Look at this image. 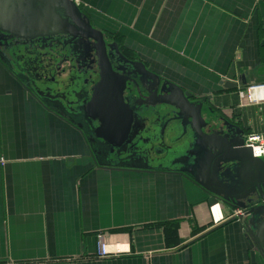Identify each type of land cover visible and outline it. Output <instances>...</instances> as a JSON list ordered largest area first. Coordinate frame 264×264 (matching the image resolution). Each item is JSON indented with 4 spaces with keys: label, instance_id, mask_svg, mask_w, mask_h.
<instances>
[{
    "label": "crops",
    "instance_id": "crops-1",
    "mask_svg": "<svg viewBox=\"0 0 264 264\" xmlns=\"http://www.w3.org/2000/svg\"><path fill=\"white\" fill-rule=\"evenodd\" d=\"M77 2L95 28L118 39L131 68L141 63L187 97L208 99L222 137L264 131V107L239 95L264 83V0ZM26 52L0 49V264H264L261 224L258 244L243 221L211 223L210 206L222 202L212 193L216 182L248 184L243 165L223 164L209 192L182 170L206 156L193 153L190 125L175 141L178 164L162 166L148 162L149 123L138 136L139 160L128 161L129 146L113 150L82 124L88 101L76 121L41 93L36 81L69 85L73 57ZM46 63L47 70L38 66ZM169 121L182 130L181 119ZM231 210L222 206L226 219ZM173 222L178 241L165 231ZM100 235L121 253L100 256Z\"/></svg>",
    "mask_w": 264,
    "mask_h": 264
},
{
    "label": "water",
    "instance_id": "water-1",
    "mask_svg": "<svg viewBox=\"0 0 264 264\" xmlns=\"http://www.w3.org/2000/svg\"><path fill=\"white\" fill-rule=\"evenodd\" d=\"M0 33L17 39L68 35L90 44L100 79L92 90L91 99L85 105V114L99 125L94 130L95 137L110 147L120 149L129 141L135 120L131 100L134 98L135 87L139 85L134 79L116 71L110 61L109 51L114 50L118 53L117 44H107L105 34L83 15L75 0H0ZM136 66H139L138 72L141 75L147 73L141 63H137ZM140 69L143 72H140ZM131 84L134 88L130 86ZM170 85L175 91L168 95L169 100H166L164 95H159L158 89L155 88L154 91L151 89L145 98V105L149 107L168 105L174 108L178 111L177 117L186 125H190L195 132L197 137L195 146L203 151L210 150L222 155L216 161L217 166L226 163L241 164L252 174L250 182L245 183L243 189L242 187L228 189L217 181L216 185L220 190L212 193L226 204L247 211L246 215L238 218L240 221L246 218L244 226L256 241L254 227L259 226L257 222H260V219L254 217L264 216V160L253 157L251 149L245 146L244 139L239 144L232 145L227 137H222L218 133L209 134L206 129L210 127L204 128L205 122L202 119L204 104L191 103L182 88ZM223 87L232 90L238 85L234 82H225ZM125 95L130 102L126 100ZM199 184L210 192L209 185L202 181ZM243 190L245 194H241ZM248 216H253L252 220H249ZM235 220L234 217L231 221Z\"/></svg>",
    "mask_w": 264,
    "mask_h": 264
},
{
    "label": "rangeland",
    "instance_id": "rangeland-1",
    "mask_svg": "<svg viewBox=\"0 0 264 264\" xmlns=\"http://www.w3.org/2000/svg\"><path fill=\"white\" fill-rule=\"evenodd\" d=\"M109 39L115 40L118 48H121L123 52L124 49L121 47L120 42H118L117 38L113 35H108ZM10 38V37H8ZM116 38V39H115ZM13 40L14 44L17 47H13L12 43H8L9 48L13 49V51H21L24 50L26 53H30L28 51L34 53H41L38 51H42V56L45 53L48 55H52L55 57L56 55L59 58H62L63 55H67L71 53L72 62L78 61V70L76 66L73 64L74 69L71 67L69 69L71 71L69 80V85H63V83H52V82H43L40 83L36 81V83L40 86L44 97L47 99H51L52 107L58 108L60 111H67V114L79 115L78 111H82L86 101H89L92 96V90L99 79L98 66L95 63V56L92 54L87 55L86 49L83 48V42L78 37L75 40L72 38L61 36H56L52 40L47 41L46 46L41 45V41L37 39L32 40ZM52 42L54 46L50 48ZM0 48H5V43L1 42L0 39ZM8 49V50H11ZM120 50V49H119ZM120 50V51H121ZM111 52V51H110ZM110 61L113 67L117 71L129 72L130 68L124 66L123 59L118 57L114 52L110 54ZM124 56V54L122 53ZM125 57V56H124ZM126 58V57H125ZM128 59V58H127ZM41 60V59H40ZM52 61V59H50ZM54 61H58V59H54ZM129 59L127 60V63ZM38 60L36 61L37 64ZM48 63L46 65L40 64L38 65L40 69L47 70ZM29 72V71H28ZM54 75V74H53ZM55 76V75H54ZM57 76V75H56ZM164 107L165 105H159ZM140 107L138 110L135 109V120L132 129V134H134V142L137 145L139 134L143 133V125L149 123L153 126V129L149 130L150 136L153 138L154 143L153 147H150L149 151V163L157 164V165H169L178 164L177 156L181 151V146H177V142H180L179 137L181 136V132L183 131L176 127V125L169 126V118L174 119L175 113L169 111L168 108L162 107ZM161 108V109H158ZM154 122H157L156 128ZM222 125V123H219ZM245 138V136H244ZM242 140V139H241ZM161 151V152H159ZM163 151V152H162ZM121 152V151H120Z\"/></svg>",
    "mask_w": 264,
    "mask_h": 264
},
{
    "label": "flooded vegetation",
    "instance_id": "flooded-vegetation-1",
    "mask_svg": "<svg viewBox=\"0 0 264 264\" xmlns=\"http://www.w3.org/2000/svg\"><path fill=\"white\" fill-rule=\"evenodd\" d=\"M79 8L81 10V12L83 13L84 16H88L85 9L79 5ZM88 18V17H87ZM57 36H61V35H57ZM64 37H68L69 39L72 38V40L76 37H73V36H68V35H63ZM10 36L6 35V34H2L0 33V39H1V42H4L5 43V48L4 49H11L9 48L7 45H9L8 43H12L13 44V47H17L16 44H14L13 40L15 38H8ZM55 36H48V37H42V38H36L38 41H41V45H43L44 47L46 46L45 43H47V41L49 40H52ZM105 38H106V42L107 44H115L114 42H116L115 40L113 39H109V37L107 35H105ZM22 38H18L16 40H21ZM24 40H32V39H24ZM82 40V39H81ZM83 42V48L86 49V53L87 55H94V52H93V48L90 46V44H88L86 41L82 40ZM54 43L56 44V42H52L51 47L54 46ZM2 49V48H0ZM14 49V48H13ZM13 49H11L13 51ZM110 52V51H109ZM113 52L118 55V57H121L123 59V62H124V66L125 67H129L130 71L129 72H124V71H118L120 74L122 75H125V76H128L132 79H134V81H136V83L139 85L137 88L135 87V91L133 92V96L134 98H132L131 100V103H132V107L133 109H139L140 107H149L148 105H145V98L149 95V92L151 91V89L154 91L155 88L158 89V94L159 95H164L166 97V100H169L168 95L172 94L175 89L171 87V85L167 82H165L162 78L160 77H154V76H151V75H148L147 73H142V75L138 72L139 70L138 69H135V68H131L130 64L127 63L126 60H128L127 58H125L122 54L120 53H117L115 52L114 50H112L110 52V54H113ZM71 55V53H69ZM60 61V60H59ZM77 64H78V61H75ZM117 71V70H116ZM100 79V78H99ZM98 79V80H99ZM132 88H134V85L131 84L130 85ZM137 86V85H136ZM129 90V89H128ZM127 91V90H126ZM126 96V100L128 102H130V100L128 99L127 95ZM190 99V102L191 103H198V102H201L203 103V110L205 109H210V115L209 113L208 114H204L202 115V119L204 117V121H205V127L204 128H207V127H210L209 129H206V131H208L209 134H214V133H217L218 130L216 128V126L214 125V122H216L217 120L214 119V120H210L209 118L210 117H214L215 115V110L212 109L213 107H211L210 103L208 102V99H199V98H195V97H188ZM155 99H159L158 97ZM170 99H173V98H170ZM169 106H167L168 108ZM169 111L175 113V116H174V119L178 118L177 117V112L174 108L172 107H169L168 108ZM72 117H74L76 119V121L78 120V117L80 118V114L79 115H72ZM83 118V123L85 125V128L90 130L91 132H94V130L99 126L97 122L95 121H92L91 119L88 118V116L85 114L84 116H81ZM180 123L182 124L181 125V128H182V131L185 130L186 132L188 131L189 127L188 125H186L183 120L180 121ZM216 124V123H215ZM77 126H79V124L77 123L76 124ZM135 134V133H134ZM134 134H132L131 132V135H130V139L129 141L123 146V147H130L133 151H135V153L131 156L130 159H128V161H134V160H139V149H137V145L135 144L134 142ZM142 135L144 134L141 133ZM243 136V135H242ZM228 138V137H227ZM229 139V138H228ZM197 141V139L195 138V142ZM241 140H238V139H234V140H230V143L232 145H236V144H239ZM122 147V148H123ZM113 150L116 149V148H112ZM110 149V150H112ZM196 149L195 151H193V153H198V152H202V149H200V147H196L194 148ZM204 153L206 154V156H203L201 155V158H199V160L197 161L196 164H190L189 165V168H185L183 167V171L184 172H188V173H191L193 174L199 181H202L206 184H208L210 186V182L209 180L212 179V176L213 175H217L220 173L223 165H220V166H217L218 164L216 163V161H218L222 155H219V154H215L214 151H210V150H206V152L204 151ZM202 154V153H201ZM187 163V162H186ZM245 185H242L241 184V187L242 189L244 188ZM241 194H245L244 190L241 192ZM223 205H226L228 206L229 208L233 209L231 210V212L235 211V206L233 205H228L226 204L225 202H223ZM245 214H247V211H245ZM253 216H248V219L249 218H252ZM262 220L260 222H257V224H261L260 226L264 228V216L261 217ZM254 219H259L257 217H254ZM253 242L254 243H257L260 244L261 243V240L259 242L258 239H253ZM263 250V254H264V249Z\"/></svg>",
    "mask_w": 264,
    "mask_h": 264
},
{
    "label": "built area",
    "instance_id": "built-area-1",
    "mask_svg": "<svg viewBox=\"0 0 264 264\" xmlns=\"http://www.w3.org/2000/svg\"><path fill=\"white\" fill-rule=\"evenodd\" d=\"M240 98H246L249 104L264 107V83L254 84L247 88L246 92H240ZM264 111V108H260ZM246 145L252 150L254 158L264 160V131H253L247 135ZM211 223L214 226L224 222L226 218L222 213V205L218 202L212 204L209 208ZM243 212L238 210L232 216L242 215ZM105 236H99V255L108 257L112 254H119L120 251H111L110 247L104 243Z\"/></svg>",
    "mask_w": 264,
    "mask_h": 264
},
{
    "label": "trees",
    "instance_id": "trees-1",
    "mask_svg": "<svg viewBox=\"0 0 264 264\" xmlns=\"http://www.w3.org/2000/svg\"><path fill=\"white\" fill-rule=\"evenodd\" d=\"M121 53H123V51L121 50ZM167 227H166V229H165V231L167 230L168 231V233H169V230H168V228L170 227V231L172 232H170L171 233V237H170V240L171 239H174L175 241H178L179 240V238H178V229H177V227H176V223L175 222H173V223H167ZM120 232L121 231H126V230H119ZM199 230L198 229H194L193 230V233L195 234L196 232H198ZM167 240H169V238L167 239Z\"/></svg>",
    "mask_w": 264,
    "mask_h": 264
}]
</instances>
